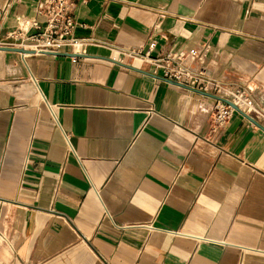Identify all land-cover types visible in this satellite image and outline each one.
I'll list each match as a JSON object with an SVG mask.
<instances>
[{
  "label": "crops",
  "instance_id": "0c3cea01",
  "mask_svg": "<svg viewBox=\"0 0 264 264\" xmlns=\"http://www.w3.org/2000/svg\"><path fill=\"white\" fill-rule=\"evenodd\" d=\"M14 1L0 46L38 20ZM74 17L76 37L151 57L207 46L206 74L264 105V0H81ZM63 55L0 51V264H264V126L239 110L213 131L215 99L152 67Z\"/></svg>",
  "mask_w": 264,
  "mask_h": 264
},
{
  "label": "built area",
  "instance_id": "2783aa9c",
  "mask_svg": "<svg viewBox=\"0 0 264 264\" xmlns=\"http://www.w3.org/2000/svg\"><path fill=\"white\" fill-rule=\"evenodd\" d=\"M81 0H35L31 4L37 19L17 16L16 28L7 36L14 44L2 45L20 48L31 52L29 55H63L76 47H99L116 53L128 60L139 61L153 68L152 75L159 80L174 82L187 88L213 95L219 99L229 100L240 112L242 111L252 123L264 126V105L257 102L252 94L232 86L225 87L211 78L203 67L207 46L190 49L186 54L164 51L151 57L154 43H150L144 52L140 48H126L95 37L80 38L75 36L79 24L74 12ZM16 3L8 0L0 8V31L11 7ZM245 102L244 107L237 100ZM235 110L221 100L215 99V105L209 113L212 130H220L229 122Z\"/></svg>",
  "mask_w": 264,
  "mask_h": 264
},
{
  "label": "water",
  "instance_id": "95a60500",
  "mask_svg": "<svg viewBox=\"0 0 264 264\" xmlns=\"http://www.w3.org/2000/svg\"><path fill=\"white\" fill-rule=\"evenodd\" d=\"M0 51L17 53V54L22 55V56H23L24 54H30V53H31V52H29V51H26V50H23V49H20V48L8 47V46H0ZM56 56H64V55H59V54H57ZM67 56H70V55L68 54ZM170 84L177 85V86H179V87L189 89V88H187V87L184 86V85H180V84H177V83H174V82H170ZM200 93H201V92H200ZM201 94H203V95H205V96H208V97H210V98H212V99L221 100V101H223L224 103H226L228 106L232 107L235 111H239V109H238L234 104H232V102H230L229 100L219 99V98H217V97H215V96H213V95H210V94H205V93H201ZM247 118H248V117H247ZM248 119L251 121L250 118H248ZM256 125L259 126V127H261V126L258 125V124H256ZM261 128H262V130L264 131V128H263V127H261Z\"/></svg>",
  "mask_w": 264,
  "mask_h": 264
},
{
  "label": "bare ground",
  "instance_id": "6f19581e",
  "mask_svg": "<svg viewBox=\"0 0 264 264\" xmlns=\"http://www.w3.org/2000/svg\"><path fill=\"white\" fill-rule=\"evenodd\" d=\"M239 100H242V99H238V100H237V104H238V101H239ZM238 105H239V104H238ZM243 107H244V106H243Z\"/></svg>",
  "mask_w": 264,
  "mask_h": 264
}]
</instances>
